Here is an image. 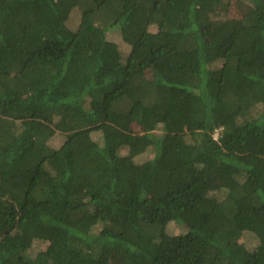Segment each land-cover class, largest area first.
I'll return each mask as SVG.
<instances>
[{
  "label": "trees",
  "instance_id": "obj_1",
  "mask_svg": "<svg viewBox=\"0 0 264 264\" xmlns=\"http://www.w3.org/2000/svg\"><path fill=\"white\" fill-rule=\"evenodd\" d=\"M229 1L0 0V264H264V0Z\"/></svg>",
  "mask_w": 264,
  "mask_h": 264
},
{
  "label": "rangeland",
  "instance_id": "obj_2",
  "mask_svg": "<svg viewBox=\"0 0 264 264\" xmlns=\"http://www.w3.org/2000/svg\"><path fill=\"white\" fill-rule=\"evenodd\" d=\"M249 3L247 0H230L229 1V11H228V16L229 17H239L242 13L243 10L248 9ZM80 10H73L72 12V20L74 25L76 26V24L78 23V20L80 18ZM151 30H155V27H151ZM108 39H115L114 34L112 32H108L107 34ZM115 41L117 43H119L118 39H115ZM120 49L122 50L123 54L127 51V46L125 44H119ZM214 66L219 67L220 66V62L216 63ZM216 134V132H215ZM63 141V137L60 135H55L53 136L49 141V145L51 147H57L59 146ZM121 155H125L126 154V150H123L120 152ZM151 151L148 150L146 151L144 154L136 157L134 159V161L136 163H141L143 161L148 160L151 157ZM97 229H99V226L95 227L94 230L96 231ZM166 231L168 234L170 235H177V234H182L184 233V229L181 227H178L177 225H175L174 223H169L166 226ZM258 240L257 238L248 232L243 233L242 238L240 243H242L244 245L245 248H247L248 250H251L256 244H257ZM45 246V243H41V242H35L32 246L33 250H38L41 249ZM114 264H117V261H114Z\"/></svg>",
  "mask_w": 264,
  "mask_h": 264
},
{
  "label": "built area",
  "instance_id": "obj_3",
  "mask_svg": "<svg viewBox=\"0 0 264 264\" xmlns=\"http://www.w3.org/2000/svg\"><path fill=\"white\" fill-rule=\"evenodd\" d=\"M214 138H215V139L217 138V134H214Z\"/></svg>",
  "mask_w": 264,
  "mask_h": 264
}]
</instances>
